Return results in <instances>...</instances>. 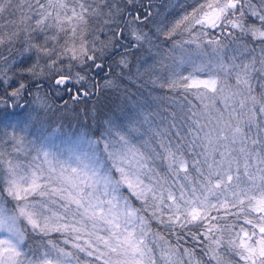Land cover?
<instances>
[{
	"label": "snow or ice",
	"instance_id": "snow-or-ice-1",
	"mask_svg": "<svg viewBox=\"0 0 264 264\" xmlns=\"http://www.w3.org/2000/svg\"><path fill=\"white\" fill-rule=\"evenodd\" d=\"M151 7V0H0V49L8 52H0L7 65L0 70V264H205L193 248L154 232L149 217L178 242L188 236L204 244L215 264H264V0H202L167 28H156L174 47L193 44L215 54L158 83L187 102L179 105L181 119L191 125L186 134L174 133L178 141L168 139L166 128H149L141 147L132 142L139 121L106 119L95 139L84 133L87 150L72 162L43 147L27 162L20 159L35 143L26 140L29 122L54 110L42 82L56 96H69L57 110L118 91L133 50L147 45L151 51L152 35L144 30ZM241 37L255 42L250 57H225L230 43L249 50ZM14 50L34 59L9 76ZM114 53L116 77L111 65L104 71ZM93 71L104 72L102 83ZM142 75L138 67L137 78ZM26 95L32 96L30 112L21 120L15 109L24 107ZM129 194L142 207H133ZM53 232L72 250L47 239L36 255L32 235ZM225 246L239 261L218 251Z\"/></svg>",
	"mask_w": 264,
	"mask_h": 264
},
{
	"label": "rangeland",
	"instance_id": "rangeland-1",
	"mask_svg": "<svg viewBox=\"0 0 264 264\" xmlns=\"http://www.w3.org/2000/svg\"><path fill=\"white\" fill-rule=\"evenodd\" d=\"M178 1L180 0H164L162 5L151 8L154 15L151 18V22L144 26V30L150 32L152 35L151 51H149V48L146 45L144 48L136 50L134 55L130 57V69H125L124 74L118 77L120 89L118 91L111 90L113 93L111 98L112 108L107 115L105 113L104 120L95 121L92 118L93 121H95H92V129L90 127H76L74 123L69 122H64L67 124V127L63 126L61 128H52L50 127V124L51 120H54L53 117L63 114L64 112L62 111L66 110H62L60 108L57 110V107H54V110L50 111L46 116L41 113V121L29 122L27 131L25 133L27 141L35 142L34 144L26 145V149L30 152V155L27 157L21 156L20 159L27 162L31 156L36 155L35 149L37 147H43L46 151L55 154L60 160L66 163L72 162L75 155L87 150V145L82 142L84 133H88L89 137L95 139V137L98 136L101 131H103V122L106 119H117V123L124 125L127 124L129 118L139 121L138 126L140 127V134H134L132 142L141 147L142 145L140 142L148 136H151L149 128H166L168 132L172 133L168 139L173 141L179 140V138L174 135L176 131L180 130L182 134H186L187 129L185 128V125H191V122L186 118L181 119L184 113L180 110L179 105L180 103H184L186 105L187 102L183 101V97L179 96L178 94L171 93L167 89L160 88L158 83L166 80L171 73L178 72L180 74L186 75L192 70L193 66L206 63L209 59L215 58V54L207 47L197 49L193 44H184L182 47H174L171 40L165 39L161 34L156 32L157 27L162 26L167 28L171 25L170 23L166 24L164 18ZM96 27H99V25H96ZM215 34H218V31ZM186 38V36H177L173 39L181 40ZM241 39H243L245 43H248L249 45L253 44V42L249 41L247 37H241ZM15 48L21 49L22 45L17 43ZM250 50L251 46H249L248 51H245L241 45L230 43L229 48L225 50L224 55L225 57H231L235 55L237 56L239 62L240 59L250 57ZM258 51L259 50H257V52ZM0 52H2L4 55H8L6 49H0ZM205 52H207V55H204ZM33 59L34 57H28L27 54H25V56H21L19 52L14 50L12 55L9 56V62L12 64V67L8 70L7 74L12 76L13 72L17 70V67L27 66L28 64L32 63ZM149 65H152L153 67L148 71H145V68H148ZM138 67L139 71L143 73V75L139 76V78H137ZM257 67H259L258 64ZM4 68H7V65H4L3 62H0V70H3ZM113 69V77H116V74L120 71V68L116 64H113ZM129 76H131V79L127 78ZM153 77L157 78V84H153L151 82ZM11 82L12 81H10V83ZM46 82L47 81H43L42 83L46 84ZM0 91H2V89H0ZM170 96H175L176 100L169 101L168 99H154ZM30 97L31 100L29 104H31L32 101V96ZM190 99H192L194 104L199 105V102L194 98L190 97ZM23 102H25V99L21 100L20 104ZM28 105L26 106V109L17 114L19 119H25L27 114L30 112ZM165 108L168 110L165 111ZM77 109L79 110L81 107L74 106L69 111H77ZM173 112L176 113L175 117L172 116ZM149 113H151V115H148ZM144 115H148L149 122H143ZM212 115L215 116L216 114L212 113ZM173 124H175V127H172ZM23 126L24 125L21 124V127ZM94 131L97 132V135L94 134ZM205 131H207V129H205ZM254 134L255 131H253V135ZM192 138L193 137L189 136L185 141L184 150L186 154H188L187 143L190 142ZM7 150L11 151L10 148ZM194 151L200 152L201 149L197 147L194 149ZM156 163L157 165L160 164L159 161ZM161 170L163 171L162 168ZM195 175V172H193V176ZM121 191L127 194L126 189L122 188ZM129 198L133 207H142L141 202L137 201L134 197H131L130 194ZM37 199H39V197H37ZM136 202L139 206L135 205ZM52 207L57 208L58 205H52ZM142 214L145 215L147 213ZM238 223H242V221H238ZM31 239L33 240L31 244L32 250L35 252V254L40 255L44 250L41 247L40 242L42 240H46V237H42L39 234H34L32 235ZM159 243L162 244L163 242ZM152 246L153 248L156 247L155 244ZM61 247L72 250L69 248L71 247L70 244H65V246ZM221 248L227 249L226 246ZM29 255H32V252H29ZM237 259L239 260L238 257Z\"/></svg>",
	"mask_w": 264,
	"mask_h": 264
},
{
	"label": "trees",
	"instance_id": "trees-1",
	"mask_svg": "<svg viewBox=\"0 0 264 264\" xmlns=\"http://www.w3.org/2000/svg\"><path fill=\"white\" fill-rule=\"evenodd\" d=\"M202 2V0H180L177 2V4L175 6H173V8L170 10V12H168L165 16V23H173L176 19H178L185 11H191L192 7H194L196 4ZM249 46L255 47V42H253V44H250ZM258 50V49H257ZM183 73V72H182ZM112 91L111 90H106V91H102L101 95L98 98V102L97 104H88L85 103L83 105H81V109H77L74 111H62L64 112L63 114H59L56 115V117L54 116V120H51V124L50 127L52 128H61L63 126L67 127V124H65L64 122H69V123H74L76 125V127H81V128H88L91 127L92 121L93 119L95 121L97 120H104V115L106 113V115L111 111V98H112ZM93 108H95V114L93 115ZM68 111V112H67ZM93 118V119H92ZM56 119V120H55ZM93 121V122H95ZM64 123V124H63ZM71 125V124H70ZM69 126V124H68ZM96 131V130H95ZM94 131V134L97 135V132ZM135 205H138L137 202L135 203ZM139 206V205H138ZM145 216H149V213L145 214ZM229 219H232L231 217ZM149 221H150V226L152 227L153 231H162L165 235V239L168 240L170 243L172 244H181L184 247H191L194 249L196 255L198 258L202 259L205 264H215V261H212L210 259L209 256H206L204 254V252L206 251V249H204V244L198 242V241H192L190 237L186 236L184 240L181 241H177L176 237L173 235H170L169 232L164 229L161 225H158L156 223L155 220H152L149 217ZM236 223H238V221H236ZM47 239H52L54 241H56V243H58L61 246H65V244L63 243V235L61 233H53L50 234L49 237H46ZM32 239L30 240V243L32 244ZM206 243V242H205ZM34 246V245H33ZM37 248V246H36ZM71 249V247H69ZM38 250V248H37ZM182 251V249H181ZM218 251H220L222 254H224L225 256H227L228 258L232 259V260H236L239 261L237 259L236 256H234L233 254L229 253L227 251V249L225 248H220L218 249ZM38 255V254H36Z\"/></svg>",
	"mask_w": 264,
	"mask_h": 264
},
{
	"label": "flooded vegetation",
	"instance_id": "flooded-vegetation-1",
	"mask_svg": "<svg viewBox=\"0 0 264 264\" xmlns=\"http://www.w3.org/2000/svg\"><path fill=\"white\" fill-rule=\"evenodd\" d=\"M144 2L147 3V0H144ZM163 2H164V0H153V1L151 0V5H152V7H154V6H159V5H162ZM152 7H151V8H152ZM151 18H152V17H151ZM146 25H147V24H146ZM146 25H145V26H146ZM121 51H123V49H118V50H116V52H121ZM134 52H136L135 49L133 50V53H134ZM117 59H118V55H116V54L114 53L113 55L107 57V58L105 59V61H104V63H105V69H104V71H109L108 66L111 65V66H112V68H111V75H112V76L114 75V69H113V64H114V63H113V62H114L115 60H117ZM91 75L94 76L95 80H96L97 82H100V83H102L103 80L105 79V77H104V72H96V71H93V72L91 73ZM43 84H44V88L42 89V91L49 92V94H50V99H51L52 101H55V105H54V107L59 106V105H62L64 100H68V99H69V96H68L67 94H62L61 96H56V95H55V92L52 91L50 88L47 87V82H46V84H45V83H43ZM30 100H31V97L26 95V96H25V102L21 103V105H22V104H25L24 107H23L22 109H21V108H17V109H15L16 114H18V113H20L22 110L26 109V106L29 104ZM97 100H98V98H97V96L94 94L93 96H91V97H89V98H86L84 101H82V102H80V103H78V104H75L74 106H80V107H81V105H83V104H85V103H88V104H97V102H98ZM60 109L63 110V108H60Z\"/></svg>",
	"mask_w": 264,
	"mask_h": 264
},
{
	"label": "water",
	"instance_id": "water-1",
	"mask_svg": "<svg viewBox=\"0 0 264 264\" xmlns=\"http://www.w3.org/2000/svg\"><path fill=\"white\" fill-rule=\"evenodd\" d=\"M22 105H25V104H22Z\"/></svg>",
	"mask_w": 264,
	"mask_h": 264
}]
</instances>
